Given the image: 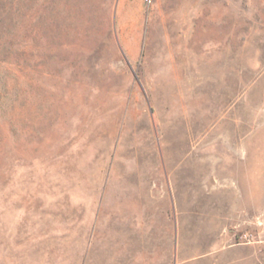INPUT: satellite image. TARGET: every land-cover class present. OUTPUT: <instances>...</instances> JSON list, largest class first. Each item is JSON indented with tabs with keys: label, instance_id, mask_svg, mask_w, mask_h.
Returning <instances> with one entry per match:
<instances>
[{
	"label": "rangeland",
	"instance_id": "374dc122",
	"mask_svg": "<svg viewBox=\"0 0 264 264\" xmlns=\"http://www.w3.org/2000/svg\"><path fill=\"white\" fill-rule=\"evenodd\" d=\"M0 264H264V0H0Z\"/></svg>",
	"mask_w": 264,
	"mask_h": 264
}]
</instances>
